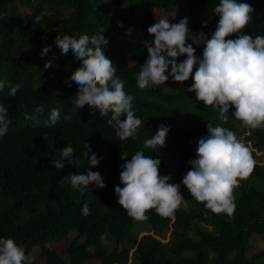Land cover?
I'll list each match as a JSON object with an SVG mask.
<instances>
[{"label": "trees", "instance_id": "16d2710c", "mask_svg": "<svg viewBox=\"0 0 264 264\" xmlns=\"http://www.w3.org/2000/svg\"><path fill=\"white\" fill-rule=\"evenodd\" d=\"M185 8L187 19L176 17L185 29L171 30L167 16ZM249 60L259 66L246 86ZM0 119L20 134L0 144V191L10 200L0 212V264H23L28 249L93 228L118 232L140 264H264V250L244 258L252 235L264 240V166H244L189 210L161 201L122 213L112 203L122 189L139 190L133 178L153 156L174 177L191 166L204 193L214 176L190 150L209 121L233 134L235 150L252 141L248 154L264 152V0H0ZM163 123L171 134L162 144L150 129ZM141 214L157 233L175 217L169 250L151 235L136 241ZM98 237L72 240L70 263L84 264L94 245L101 264L128 262L127 248L109 252ZM41 253L45 264H66Z\"/></svg>", "mask_w": 264, "mask_h": 264}, {"label": "clouds", "instance_id": "9594fccd", "mask_svg": "<svg viewBox=\"0 0 264 264\" xmlns=\"http://www.w3.org/2000/svg\"><path fill=\"white\" fill-rule=\"evenodd\" d=\"M258 66L259 64H257L256 62L249 60L248 76L245 81L246 86L250 82V74ZM229 112L230 115L238 116L236 109L229 108ZM246 119L249 120L248 118ZM248 123L250 122L248 121ZM163 124L165 125L166 128L164 131L158 127H151L150 129L151 132L150 135H153L162 144H163V138L166 136L167 132H169V137L171 134V126L167 123H163ZM234 125L237 126L238 129L242 128L241 127L242 124L239 125L234 124ZM255 127L258 126H250L248 127V129L252 131V129H256ZM130 128L131 127H129V129ZM129 129L126 131V133L130 136L132 133L130 132ZM16 130L17 128H15L12 132L8 131V126L2 121V119H0V144L4 141V139L8 138L7 140L8 142L13 140L15 136L20 135L14 133ZM140 130L141 129L138 128V131L135 135L138 136ZM203 130L205 132V136L201 138L197 144H194L193 142L191 145L190 158H192L193 161H195V158L199 156L200 158L198 159V161L208 164L209 169L207 173L208 174L211 173V175L214 176L211 180H207V182L203 184L202 189L205 190L204 193H200L199 187L197 186V180L199 177L195 176L192 173V168H190L191 166L184 167V170L181 173V175L179 177H174V175L167 173L165 169H161V167L163 168L162 157L153 156L151 157L150 163L152 165H155L157 169H155L151 165V168L147 170L144 176H138L136 178H133V179H138L132 185H138L139 190L134 193H128V192H124V190L122 189L117 192L120 196L117 198H113L112 203L115 204L117 207H121L120 211L122 213H124L125 210L127 209L138 208V207L148 212V210L158 207L161 201H167L170 210H174V209L189 210L191 209L193 203L199 202L202 197L206 196L205 193H210L212 191H215L220 183L226 182L230 185L232 181H235V179L242 174L244 166L245 167L257 166V165L264 166L262 163H260V157L264 152L263 153L255 152V155L253 156H251V153L248 154V151L253 147L252 141H249L247 143V146H245L241 150V152L232 148V144L227 139V137L233 134H231L229 131H226L225 126L220 121L217 122L209 121L205 123L203 125ZM235 136H237L236 139L238 141L244 140V136L241 133L237 132ZM253 150L255 149L253 148ZM255 156L259 159L258 162L253 160ZM245 157H247L248 159H246ZM108 166L109 165L106 164V168ZM56 168L57 171L61 170L57 166ZM225 171L227 172L226 175L224 174ZM197 172L198 175H200L201 172L198 170ZM86 175L87 173H84L82 176L83 182L87 180ZM78 182L81 183V181L79 180ZM183 202L186 203V206L185 207L179 206V204ZM146 217H148V215L141 214L138 216L137 219L133 221V225H132L133 237L136 239L137 242H141L145 238V236L151 235L154 236L158 241H160L159 237L162 236L161 233L155 232L151 223L148 224L149 221L146 219ZM169 219H170L169 226L165 229L167 231L168 229L172 228V232H173V224L176 220L175 217L172 216V214L170 215ZM141 221L143 222V224H146L148 228L138 227L137 225H139ZM95 229L96 228H93V230L87 231L81 235H79L76 231H73L68 235L67 240L52 241L46 244L44 247L41 246L32 247L28 249L25 255V262L23 264H39L41 260H43L45 264V259L44 257H42V253H41L42 249H47L50 252L57 254V256L66 264H71L69 261V256L67 251L69 243H71L72 240H76L75 242L78 245H84L87 241L88 236L90 237L93 234L99 236L98 238L99 240H101V243L103 245L102 247L109 252H113L114 250H116L118 253H121L123 252L124 248H127L128 262L126 264H131L132 261L134 260L138 262V264H140L141 261L134 256V252L136 250L135 246L132 247V246H128L127 244L124 245L119 244L118 241H116V239L113 238V236L117 235L118 232L115 235H111L108 231L101 233L99 231H95ZM165 229H163L161 232H163ZM256 235L258 234L256 233ZM62 243L67 244L64 247L65 254H63L62 250L53 247V246H59V244ZM165 247L167 250H169L170 245L167 246V244H165ZM250 250L251 249H247L245 251L244 258L246 257L247 259V252ZM34 251H37V255L32 260H30L29 258L33 255ZM85 252L88 255V259L85 260L84 264L87 263L90 264L91 262H96V264H101V259L96 253L97 248L95 245L92 246L90 249L86 247ZM251 258H248V260H250Z\"/></svg>", "mask_w": 264, "mask_h": 264}, {"label": "rangeland", "instance_id": "374dc122", "mask_svg": "<svg viewBox=\"0 0 264 264\" xmlns=\"http://www.w3.org/2000/svg\"><path fill=\"white\" fill-rule=\"evenodd\" d=\"M187 8L183 9V10H180L178 9L175 13H171L167 16V24L169 26V28L171 30H175V29H180V30H184L185 29V26L180 24V23H176V17H181L183 19H187L188 17V13H187ZM21 11H25L24 7L21 8ZM116 16H118L119 18V21L121 22V24L125 23L126 21L129 20V14L127 11H116V10H113L112 11ZM162 84L161 82L159 83H156L154 84V86H158ZM246 159H248L247 157H245ZM254 161L258 162L259 159L255 156L253 158ZM260 163H262L264 165V153L261 155L260 157ZM224 174L226 175L227 172L225 171ZM10 204V200L6 199L3 197L1 191H0V212L2 211L3 207H5L6 205ZM179 206H182V207H185L186 206V203L183 202L181 204H179ZM23 217V221L27 219V217L22 214ZM138 227L140 228H148V226L146 224H143V222L141 221L139 225H137ZM211 229V228H209ZM171 233H172V228L168 229L166 231V229L161 232V237H159V240L162 241L163 243L167 244V246L170 245V243L172 242V237H171ZM253 240H252V249L250 251L247 252V258H251L253 254L255 253H259V252H262L264 250V240L262 239L261 236H258L256 234H254L253 236ZM67 244L66 243H62V244H59V246H53L54 248H57L59 250H62L63 254H65V250H64V247L66 246ZM192 254V253H191ZM190 253H185V256H191ZM37 255V251H34L33 255L29 258L30 260H32L35 256ZM39 264H44L43 260H41L39 262ZM89 264V263H87ZM90 264H96V262H91ZM131 264H138V262H136L135 260L132 261Z\"/></svg>", "mask_w": 264, "mask_h": 264}]
</instances>
